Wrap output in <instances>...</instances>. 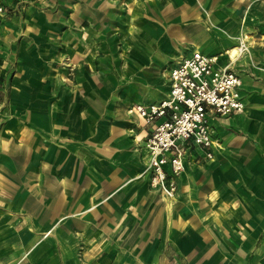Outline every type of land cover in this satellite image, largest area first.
Returning <instances> with one entry per match:
<instances>
[{
    "label": "crops",
    "instance_id": "crops-1",
    "mask_svg": "<svg viewBox=\"0 0 264 264\" xmlns=\"http://www.w3.org/2000/svg\"><path fill=\"white\" fill-rule=\"evenodd\" d=\"M3 2L0 264H264V0ZM193 51L244 109L208 112L212 157L190 145L168 200L128 111Z\"/></svg>",
    "mask_w": 264,
    "mask_h": 264
},
{
    "label": "built area",
    "instance_id": "built-area-1",
    "mask_svg": "<svg viewBox=\"0 0 264 264\" xmlns=\"http://www.w3.org/2000/svg\"><path fill=\"white\" fill-rule=\"evenodd\" d=\"M7 6L0 0V28ZM235 48L236 56L248 50L241 41ZM240 85L230 63L222 65L218 55L193 51L170 70L165 99L150 105L134 103L129 108V113L153 125L145 143V171L150 172L151 186L168 200L176 196V180L184 170V155L190 145L205 149V156L212 157L209 149L214 139L208 112L227 116L244 109Z\"/></svg>",
    "mask_w": 264,
    "mask_h": 264
},
{
    "label": "bare ground",
    "instance_id": "bare-ground-1",
    "mask_svg": "<svg viewBox=\"0 0 264 264\" xmlns=\"http://www.w3.org/2000/svg\"><path fill=\"white\" fill-rule=\"evenodd\" d=\"M236 51H237V49L234 48L232 54L236 53ZM160 193H161V192H160ZM161 194H162V193H161ZM162 196H164V195L162 194ZM164 199H167V198L164 196Z\"/></svg>",
    "mask_w": 264,
    "mask_h": 264
}]
</instances>
